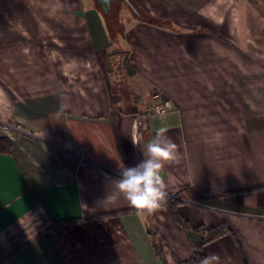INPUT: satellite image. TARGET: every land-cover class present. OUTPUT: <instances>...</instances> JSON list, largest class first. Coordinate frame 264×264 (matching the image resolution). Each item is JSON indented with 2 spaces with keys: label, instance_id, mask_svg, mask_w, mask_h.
Returning a JSON list of instances; mask_svg holds the SVG:
<instances>
[{
  "label": "crops",
  "instance_id": "crops-1",
  "mask_svg": "<svg viewBox=\"0 0 264 264\" xmlns=\"http://www.w3.org/2000/svg\"><path fill=\"white\" fill-rule=\"evenodd\" d=\"M132 2L115 38L95 0H0V264H181L170 201L231 230L206 256L264 264V0ZM160 127L166 202L102 203Z\"/></svg>",
  "mask_w": 264,
  "mask_h": 264
},
{
  "label": "clouds",
  "instance_id": "clouds-1",
  "mask_svg": "<svg viewBox=\"0 0 264 264\" xmlns=\"http://www.w3.org/2000/svg\"><path fill=\"white\" fill-rule=\"evenodd\" d=\"M167 131L160 127L146 143L143 159L135 166L121 169L120 178L111 182L113 192L102 203H113L122 195L130 206L140 211L151 213L162 207L168 193L161 172L167 163L178 159L177 145L166 135ZM218 261L216 254H209L200 264H218Z\"/></svg>",
  "mask_w": 264,
  "mask_h": 264
},
{
  "label": "trees",
  "instance_id": "trees-1",
  "mask_svg": "<svg viewBox=\"0 0 264 264\" xmlns=\"http://www.w3.org/2000/svg\"><path fill=\"white\" fill-rule=\"evenodd\" d=\"M120 3H124L127 4L125 1H114L112 4V8L111 11L108 14H105L103 12V15L105 17V19L107 20L106 22H108L109 25H116V23L118 22V18L117 16V9H115L118 4ZM129 4V5H128ZM128 8H130L133 13L135 12L136 14H138V9L135 8V5L133 4L132 0H128ZM3 143H7L8 142H3ZM1 145L2 143H0V150L1 149ZM178 206L179 204L177 202H173L170 201L167 205H166V209H167V213H169L174 219L175 221H177V223L183 227L184 230L187 231H196L200 234V238H201V243L200 245L193 250V256L188 259L187 261L181 263V264H200V260L206 256L205 252L203 251V249L205 248V246L223 238L226 235H229L231 233V230L229 229V227H227L226 225H221L215 228H206L202 225V227L198 228L197 230H193V228H191V226L189 225V223L187 221H185L180 213H178ZM158 249V247H157ZM161 255V254H160Z\"/></svg>",
  "mask_w": 264,
  "mask_h": 264
},
{
  "label": "built area",
  "instance_id": "built-area-1",
  "mask_svg": "<svg viewBox=\"0 0 264 264\" xmlns=\"http://www.w3.org/2000/svg\"><path fill=\"white\" fill-rule=\"evenodd\" d=\"M173 108L174 105L170 100L157 97L156 103L150 109L147 110L145 116H165L171 113L173 111ZM14 128L22 130L21 127H13L11 125L0 123V130H11Z\"/></svg>",
  "mask_w": 264,
  "mask_h": 264
},
{
  "label": "rangeland",
  "instance_id": "rangeland-1",
  "mask_svg": "<svg viewBox=\"0 0 264 264\" xmlns=\"http://www.w3.org/2000/svg\"><path fill=\"white\" fill-rule=\"evenodd\" d=\"M135 8H136V5H135ZM115 9H117V11H118L117 16H116L118 18V20L120 18H123L124 16L130 17V16H132V13H133V11L130 8H128V5L124 4V3L118 4V6ZM110 27H111L112 33L114 34V37L117 38V33H120L121 29H122L121 25L116 23V25L112 24V25H110Z\"/></svg>",
  "mask_w": 264,
  "mask_h": 264
},
{
  "label": "water",
  "instance_id": "water-1",
  "mask_svg": "<svg viewBox=\"0 0 264 264\" xmlns=\"http://www.w3.org/2000/svg\"><path fill=\"white\" fill-rule=\"evenodd\" d=\"M102 8L105 14H108L111 11L112 4L116 0H95ZM117 1H125L128 4V0H117ZM129 5V4H128ZM136 13L134 12L133 15Z\"/></svg>",
  "mask_w": 264,
  "mask_h": 264
}]
</instances>
